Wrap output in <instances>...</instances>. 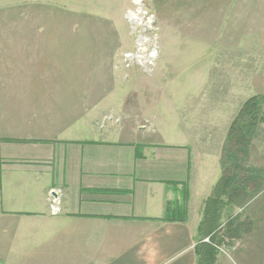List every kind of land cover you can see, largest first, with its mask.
I'll use <instances>...</instances> for the list:
<instances>
[{"label":"crops","instance_id":"crops-1","mask_svg":"<svg viewBox=\"0 0 264 264\" xmlns=\"http://www.w3.org/2000/svg\"><path fill=\"white\" fill-rule=\"evenodd\" d=\"M37 32L0 40V264H197L223 176L178 125L113 108L114 30L97 62L81 28Z\"/></svg>","mask_w":264,"mask_h":264},{"label":"rangeland","instance_id":"rangeland-1","mask_svg":"<svg viewBox=\"0 0 264 264\" xmlns=\"http://www.w3.org/2000/svg\"><path fill=\"white\" fill-rule=\"evenodd\" d=\"M131 12L145 19L134 24ZM79 28L96 62L106 46L94 42L111 30L122 70L125 54L156 52L150 68L113 73V108L173 134L178 125L201 169L223 176L207 203L219 225L202 238L216 246L214 264H264V0H0V40L29 41L38 29L37 40L54 30L63 41Z\"/></svg>","mask_w":264,"mask_h":264},{"label":"trees","instance_id":"trees-1","mask_svg":"<svg viewBox=\"0 0 264 264\" xmlns=\"http://www.w3.org/2000/svg\"><path fill=\"white\" fill-rule=\"evenodd\" d=\"M222 182H223V180H222ZM220 187H221V184L217 187L215 194H218L217 193L218 190H221ZM211 200L215 202L214 199H211ZM208 206H207L206 211H205V218H204V221H203V223L201 225L200 233L201 234L205 233L204 235H208V236L211 235V237H210V239H211L213 237V232H215V230L217 229V227L219 225L218 224V222H219L218 218L219 217L214 214L213 210L215 208L212 209V206H209V207ZM209 214H210V218H212V221L210 220V225H206L207 224V219L209 217L208 216ZM206 226L209 228L208 230H206V228H205ZM209 244L210 245H208L206 243H203L201 241L197 245L196 250H197V257H198V262L197 263L198 264H214V262L216 260V256L218 255V251L216 250V246H213V244H211V242Z\"/></svg>","mask_w":264,"mask_h":264},{"label":"built area","instance_id":"built-area-1","mask_svg":"<svg viewBox=\"0 0 264 264\" xmlns=\"http://www.w3.org/2000/svg\"><path fill=\"white\" fill-rule=\"evenodd\" d=\"M137 6L139 5L136 4ZM139 14V12L137 13ZM143 14V15H146L145 12H141L140 15ZM128 19H130L131 22H133L134 24H137L138 21H142L144 20L145 18L144 17H141L140 19L135 16V13L131 12L129 15H128ZM136 21V22H135ZM149 23V22H148ZM138 26L143 29L142 32L143 34L147 33L148 30L151 29L150 25L149 24H145L144 23H138ZM144 38V37H143ZM144 41H146V38H144ZM141 43V41H140ZM141 47V45H139ZM140 51V52H139ZM138 51L137 54H132V53H128V54H125L124 57H123V65L126 69H130L134 66V63H139L140 64V67H146V68H150V64L152 63V61H154L155 59V55H156V52L153 51V53H151V50L149 49H142L140 48V50ZM142 51V52H141ZM145 61V62H144ZM152 65V64H151ZM54 212H56V208H54ZM207 242L209 240H206Z\"/></svg>","mask_w":264,"mask_h":264}]
</instances>
